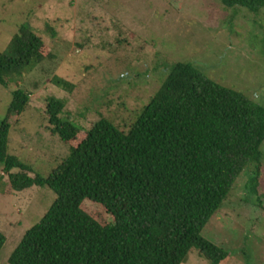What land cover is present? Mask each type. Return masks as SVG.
<instances>
[{"label": "trees", "instance_id": "1", "mask_svg": "<svg viewBox=\"0 0 264 264\" xmlns=\"http://www.w3.org/2000/svg\"><path fill=\"white\" fill-rule=\"evenodd\" d=\"M251 12L264 0H221ZM29 22L0 50V84L17 83L45 56ZM53 83L66 88L59 76ZM29 92H11L6 113L19 114ZM45 113L69 153L47 175L8 150L10 124L0 120V163L11 188L48 187L55 194L27 228L9 264H181L192 248L208 264L229 253L202 236L236 179L254 166L256 191L264 142V106L216 82L188 61L168 66L157 90L127 128L100 117L83 130L64 116L62 98L48 96ZM8 114V115H9ZM85 199L112 218L102 223L82 208ZM6 238L0 231V249Z\"/></svg>", "mask_w": 264, "mask_h": 264}, {"label": "rangeland", "instance_id": "2", "mask_svg": "<svg viewBox=\"0 0 264 264\" xmlns=\"http://www.w3.org/2000/svg\"><path fill=\"white\" fill-rule=\"evenodd\" d=\"M29 22L43 40L45 58L17 83L0 84V120L10 124L7 152L47 175L70 151L52 131L48 96L62 98L63 115L83 130L104 117L127 128L176 61L191 62L211 79L264 106V9L225 7L221 0H0V50L18 25ZM59 76L66 88L53 83ZM20 87L29 101L6 113ZM9 114V115H8ZM257 190L254 166L242 171L201 234L229 253L224 264H264V142ZM0 163V264L24 231L55 198L48 187L14 191ZM98 221L111 216L85 199ZM181 264H208L192 248Z\"/></svg>", "mask_w": 264, "mask_h": 264}]
</instances>
